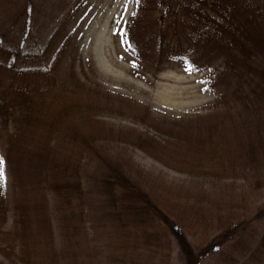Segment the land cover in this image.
<instances>
[{"label": "rangeland", "instance_id": "1", "mask_svg": "<svg viewBox=\"0 0 264 264\" xmlns=\"http://www.w3.org/2000/svg\"><path fill=\"white\" fill-rule=\"evenodd\" d=\"M35 1H46L50 8L42 23L45 11H38L40 5L34 12L39 21L32 15ZM30 2L0 0V37L4 32L8 39L25 32L26 3L30 4L28 25L32 32L23 35L24 45L37 48L56 28L45 54L23 62L37 66L23 82L44 81L51 94L64 91L67 100L75 102L88 98L94 113L65 147L67 158L62 162L71 169L79 161L85 199L81 216L75 201L68 207L52 190H46L54 245L67 248L76 264H236L238 259L242 264H264V187L251 188L240 180L190 178L162 164L133 138L159 139L157 128L176 134L212 125L213 117L208 113L222 86L211 85L209 70H194L178 59L164 60L154 67L137 62L123 41L135 0ZM147 5L150 10L140 37L154 29L159 14L154 0ZM62 10L67 17L58 23ZM33 23L40 24V29ZM181 41L177 51L188 46L185 35ZM98 45L106 66L96 61ZM8 58L0 56V76L7 80L21 77L20 61L16 64ZM39 68L45 72L39 73ZM65 130L68 134V127ZM108 165L118 166L126 178L112 177ZM6 175L0 181V248L17 244L9 223L14 212H23L21 197L25 194L20 189L13 194L10 174ZM106 179L115 188L111 197L114 210L105 200ZM135 185L146 194L150 206L147 200L130 202L127 193ZM32 211L30 206L28 215ZM28 223L30 236H35L29 237L31 243L35 239L47 246L48 233L42 229L37 232L39 225L33 217ZM148 230L159 231L158 247L152 248V240L143 238ZM179 237L193 247L192 259L182 249ZM259 246L263 249L260 260L259 256L250 260L236 256ZM200 247H208L202 257L197 254Z\"/></svg>", "mask_w": 264, "mask_h": 264}, {"label": "trees", "instance_id": "2", "mask_svg": "<svg viewBox=\"0 0 264 264\" xmlns=\"http://www.w3.org/2000/svg\"><path fill=\"white\" fill-rule=\"evenodd\" d=\"M74 1L79 4L80 0ZM148 2L135 0L124 30L123 41L135 60L154 67L164 60L178 59L194 70L206 68L211 85H221L222 90H218L217 100L208 113L213 117L209 127H191L176 134L157 128L159 139L133 137L137 138L136 145L162 164L193 179L240 180L251 188L264 187V0H154L159 9L154 29L140 37L150 10ZM27 3H31L30 0ZM27 3L25 32L22 30L18 37L11 39L6 32L0 37V56L6 55L12 63L20 61L19 70L23 71L19 77L22 81L16 76L8 80L0 76V157L4 161V176L10 174L13 194L19 193L18 189L25 193L21 197L23 212H14L9 223L11 234L17 235V244L0 248V264H76L67 248L54 245L53 218L48 211L50 197L46 190H52L68 207L75 201L81 216L85 199L79 161L71 169L62 162L67 158L64 150L73 141L71 138L94 115L93 105L83 97L81 102L67 100L64 91L51 94V88L42 84L44 81L23 82L37 67L23 62L45 54L56 34L55 28L54 34H48L45 43L37 48L23 44V35L32 32L28 25L31 9ZM38 5L40 13L45 11L42 23L50 8L46 1H35V9H32L35 22L39 21V14L34 15ZM61 13L57 16L58 23H63L67 17L64 10ZM33 25L40 29V24ZM184 35L188 46L177 51L176 48L183 45ZM44 69L37 71L43 73ZM61 90H64L63 85ZM67 127L69 132L65 134ZM83 142L90 144L85 139ZM107 167L112 177L126 178L118 166ZM105 188V200L114 210L111 197L115 188L110 179H106ZM127 195L130 202L148 201L136 185ZM148 204L150 206L151 202ZM30 206L33 213L28 215ZM31 217L39 225L37 232L42 229L48 233L47 246H41L35 239L31 243L29 237L35 238L29 233ZM158 232L148 230L143 237L152 240L151 244L155 245L152 248L161 244ZM179 239L187 257L192 259L193 247H189L185 238ZM207 248H198L197 254L202 257ZM262 250L259 246L236 256L247 260L259 256L260 260ZM234 262L242 264L239 259Z\"/></svg>", "mask_w": 264, "mask_h": 264}, {"label": "bare ground", "instance_id": "3", "mask_svg": "<svg viewBox=\"0 0 264 264\" xmlns=\"http://www.w3.org/2000/svg\"><path fill=\"white\" fill-rule=\"evenodd\" d=\"M102 43H103V42H102ZM97 49H98L97 52H99V54H97L98 57L96 58L97 63H98L99 65H101V66H106L107 64L105 63L106 61H105V59L103 58V53H101L102 50H101V47H100L99 45H98Z\"/></svg>", "mask_w": 264, "mask_h": 264}, {"label": "snow or ice", "instance_id": "4", "mask_svg": "<svg viewBox=\"0 0 264 264\" xmlns=\"http://www.w3.org/2000/svg\"><path fill=\"white\" fill-rule=\"evenodd\" d=\"M3 163H4L3 158L0 157V181H2L4 178Z\"/></svg>", "mask_w": 264, "mask_h": 264}]
</instances>
